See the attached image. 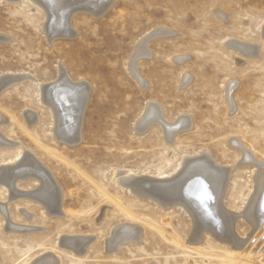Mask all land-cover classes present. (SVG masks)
<instances>
[{"label": "rangeland", "instance_id": "obj_1", "mask_svg": "<svg viewBox=\"0 0 264 264\" xmlns=\"http://www.w3.org/2000/svg\"><path fill=\"white\" fill-rule=\"evenodd\" d=\"M113 2L101 17L67 15V30L52 35L39 7L0 0V78L28 73L50 85L60 80L61 66L73 83L89 86L76 143L53 135L55 118L41 102L38 83L0 92V166L23 155L21 145L47 169L61 198L56 213L33 195L42 185L37 178L13 190L0 183V264H32L49 254L57 264H264V231L254 235L241 214L256 172L244 152L264 166V0ZM159 29L171 34L152 38L153 57L137 61L142 84L131 62L140 40ZM227 40L255 52L242 53ZM149 103L161 108L167 123L187 116L191 128L173 142L159 123L137 131ZM30 110L34 125L25 116ZM203 152L217 164L208 171L217 179L207 187V209L189 212L176 198L165 205L115 181L120 172L156 177L183 155ZM225 175L228 186L217 201ZM218 208L235 216L230 236L214 224ZM127 224L140 229V240L109 252L114 230ZM65 237L91 243L79 255L64 245ZM232 237L255 240L239 249Z\"/></svg>", "mask_w": 264, "mask_h": 264}, {"label": "bare ground", "instance_id": "obj_2", "mask_svg": "<svg viewBox=\"0 0 264 264\" xmlns=\"http://www.w3.org/2000/svg\"><path fill=\"white\" fill-rule=\"evenodd\" d=\"M26 1L31 2L32 4L36 5L37 8L39 7L44 11V13L47 15V29L51 30L52 35L58 30H62V32L65 29L67 30L68 23L65 25L63 24L64 19L67 15L71 16V14L74 12L83 11L93 15L94 17H101L110 9V7L114 3L113 0ZM168 31L163 29L153 31L151 34L141 39L137 45L136 55L131 62L130 70L142 84H144V80L139 76L137 70V61L141 57H153L152 52L149 49V41L159 35L165 36L171 34V32ZM67 36L70 37L71 35L67 33L66 37ZM226 45L231 46L232 48L235 47L239 51L247 55L255 52V48L246 43L244 44L233 40H227ZM59 71L61 72V78L55 84L45 85L42 83H38L37 79L28 73H8L0 78V86L3 90H6L7 88L17 83H23L25 81L38 83L41 102L52 110L53 117L55 118L56 128L53 135L56 139L59 140H69L68 137H70L71 139L72 137H74V141L76 143L80 140L79 125L81 116L86 107L89 86L82 82L81 84L73 83L70 80L69 76L66 74L64 68L61 66L59 67ZM235 84L236 83L229 86L228 93L234 91L233 88ZM229 99L231 100V98ZM25 116L28 120V123H30L31 125H34L37 122V115L33 111L30 110L25 112ZM154 123H159L164 128L166 136L170 140L169 142H173V139L178 132L186 129L188 130L192 125L191 120L187 116H182L174 124L167 123V121L163 118V112L161 108L155 103H149L146 112L137 122L136 130L145 131ZM16 145L20 147L21 151H24V154L19 155L18 158L14 161L0 166V183L5 187H8L10 190H13L19 181L27 180L30 177H35L40 180L42 185L40 191L34 193L33 195L39 197L41 201L43 200V202L45 201L47 203L45 204L47 205L48 211L53 212L57 208V210L54 212L60 213L61 211L59 209V204L61 198L59 196L58 188L52 183L51 176L48 173L47 169L44 168L35 157L27 153L28 151L25 153V148H23L21 145ZM244 155L245 159L248 160V162L251 161V163H254L256 172H254L255 176L253 189L251 190L247 202L245 203L247 204V206L244 212L242 211L243 213L241 214L242 217L245 218V220H248L251 223L254 229L253 234L260 236V234L264 231V166L256 162H252V156L250 153L245 151ZM215 162L210 157V155L206 154L205 152L198 153L194 156L186 154L182 156L181 161L173 168V170L158 174L156 175V177H148L145 175L141 176L130 172H120L115 174V181L118 184L127 187L128 190L130 189L131 193L134 191L133 194L136 192V194H139L140 196L151 197L153 199H156L157 201H161L162 204L165 205L170 204L169 200L174 198H176L177 200H184L185 203H187L186 208L189 212H192V209H197L198 207H205V209H207L212 203L211 201H209L210 196L207 194V187L213 182V180L216 181L217 178L214 177V173L210 174L208 171L211 168H214L215 170V167L217 166ZM228 177V175H225L223 177L220 190L221 195L218 196L217 201H220V198L222 201V198L228 186ZM214 186L217 187L216 185ZM211 188L212 187H210V189ZM220 203L219 205H221ZM218 210L217 212H215L214 210V212L217 213V215H215L217 217L215 218L214 224L217 225L216 228L218 230H221V232L224 233V236H230V234L233 233V225L231 219H234L233 217L235 216H233L234 214L225 215V213L221 209L218 208ZM199 217L202 218V215H199ZM196 223L198 224L199 222ZM140 235L141 232L139 228L128 224L121 225L114 230L113 237L108 240L107 249L111 253H118L117 251H119L121 245L133 240L139 241ZM262 236L264 235L262 234ZM254 240L255 237L244 242H240L233 237L230 239V241L235 243V246H233L239 249H245L241 246L247 245L249 244V242H252ZM63 242L65 246H67L68 248H72L73 251L75 250L77 254L81 255L85 253L88 245L91 243V240L85 238L65 237L63 239ZM48 256L35 260L32 264L59 263V261H57L58 258L55 259L51 255L49 257Z\"/></svg>", "mask_w": 264, "mask_h": 264}, {"label": "water", "instance_id": "obj_3", "mask_svg": "<svg viewBox=\"0 0 264 264\" xmlns=\"http://www.w3.org/2000/svg\"><path fill=\"white\" fill-rule=\"evenodd\" d=\"M3 89H2V87L0 86V92L2 91Z\"/></svg>", "mask_w": 264, "mask_h": 264}]
</instances>
